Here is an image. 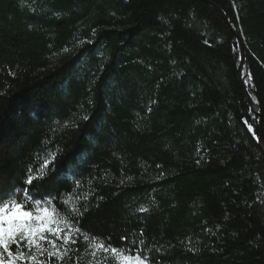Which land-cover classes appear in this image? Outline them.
<instances>
[{"label": "trees", "instance_id": "obj_1", "mask_svg": "<svg viewBox=\"0 0 264 264\" xmlns=\"http://www.w3.org/2000/svg\"><path fill=\"white\" fill-rule=\"evenodd\" d=\"M37 183L81 233L26 264H264V0H0V184Z\"/></svg>", "mask_w": 264, "mask_h": 264}, {"label": "snow or ice", "instance_id": "obj_2", "mask_svg": "<svg viewBox=\"0 0 264 264\" xmlns=\"http://www.w3.org/2000/svg\"><path fill=\"white\" fill-rule=\"evenodd\" d=\"M248 124V129H252V124ZM54 159V157H53ZM46 167L47 162H43ZM33 179L39 181L41 176L33 174V170L29 169L26 173L24 183L31 185ZM39 183L32 192L27 188L14 186L10 190H6L0 184V264H21L31 260L37 261L38 255H43L44 252L48 256L54 257L58 254L56 249L55 240H49L48 243L52 244V250L47 248L41 250V242L46 240V233L63 240L65 246L77 243L78 234L81 233V228L78 225V218L73 217V212H78L79 209H70L65 205H61L63 214L53 209L49 210L48 205L52 200H45L43 197L35 198V193L39 190ZM50 196V194H49ZM141 211L147 209L141 208ZM82 215V213H79ZM74 220V223H70ZM63 225L64 227H61ZM64 233L61 235V233ZM89 237L84 236L87 241ZM127 236H122L121 240L127 241ZM142 244L143 241L141 240ZM27 245V253L21 250L22 245ZM135 245V242H133ZM16 246L14 252L12 246ZM35 246L36 253H32V248ZM88 245H86L87 247ZM96 249H103L105 253L111 252L116 254L119 258L120 264H149V258L144 257L139 250L134 253L129 249H121L116 246L106 245L103 242H95ZM130 253V254H126ZM93 255L95 253L93 252Z\"/></svg>", "mask_w": 264, "mask_h": 264}, {"label": "rangeland", "instance_id": "obj_3", "mask_svg": "<svg viewBox=\"0 0 264 264\" xmlns=\"http://www.w3.org/2000/svg\"><path fill=\"white\" fill-rule=\"evenodd\" d=\"M63 234L64 233L62 232L61 235H63ZM45 235H46V240L41 242V250H43V248H47L51 251L52 250V244L48 243V241L49 240H55L56 249H58L59 251H58L57 256H54V257L64 256L63 240L57 239L56 237H53L52 235L47 234V233ZM22 246L26 248V253H27V251H28L27 245L25 244ZM87 250H88V254L91 257L87 261V264H106L108 260L113 261L115 264H120L119 258L116 256V254H113L111 252L105 253L103 249H96L94 245H88ZM31 251L33 254L36 253L35 246H33ZM93 252L95 253V255H93ZM46 253L47 252H44L43 255H38L37 261H35V262H41L42 258L45 256ZM28 262L29 263H35V262H32L31 260H28Z\"/></svg>", "mask_w": 264, "mask_h": 264}, {"label": "water", "instance_id": "obj_4", "mask_svg": "<svg viewBox=\"0 0 264 264\" xmlns=\"http://www.w3.org/2000/svg\"><path fill=\"white\" fill-rule=\"evenodd\" d=\"M241 53H242V60H241V66H240V69H239V79H240V82L242 83L241 72H242V69H243V66H244V53H243V49H241ZM243 88L245 89V86L244 85H243ZM246 96H247V99H248L249 103L251 104V106H252L253 111L255 112V114H258V110H257L256 107H254L253 101L251 100V98L249 97L248 94H246Z\"/></svg>", "mask_w": 264, "mask_h": 264}]
</instances>
